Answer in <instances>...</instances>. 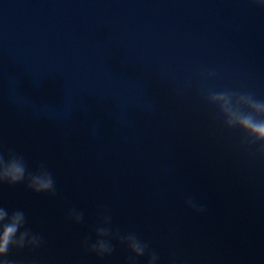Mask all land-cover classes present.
<instances>
[{"label": "clouds", "instance_id": "clouds-1", "mask_svg": "<svg viewBox=\"0 0 264 264\" xmlns=\"http://www.w3.org/2000/svg\"><path fill=\"white\" fill-rule=\"evenodd\" d=\"M253 3L264 7V0H252ZM204 99L217 109V118L222 119L223 125L228 129H238L244 142L259 145L257 151L264 155V100L257 99L252 92L232 90L214 91L207 90L203 93ZM25 184L26 188L37 194L56 193V182L52 172L44 163H40L35 171H30L25 158L8 150L5 153L0 147V185L14 186ZM186 207L202 213L205 207L198 204L189 196L184 201ZM68 218L79 224L83 221L84 213L75 208L69 210ZM111 215L103 214L101 226L95 229L96 239L89 243L88 238L83 241L85 250L94 253L97 257L109 256L114 251L112 240H117L125 245L131 253L126 264H137V259L147 255V264H157L159 256L155 251L149 250L147 242L143 241L136 233L121 234L110 227ZM27 220L23 210L9 211L0 206V264H16L8 258L11 249L22 250L25 248L36 249L43 243V237L26 227Z\"/></svg>", "mask_w": 264, "mask_h": 264}]
</instances>
